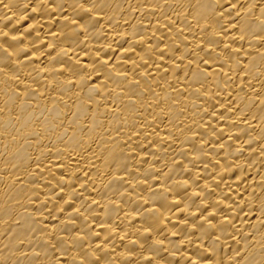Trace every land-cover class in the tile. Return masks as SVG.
I'll return each mask as SVG.
<instances>
[{"label": "bare ground", "instance_id": "6f19581e", "mask_svg": "<svg viewBox=\"0 0 264 264\" xmlns=\"http://www.w3.org/2000/svg\"><path fill=\"white\" fill-rule=\"evenodd\" d=\"M0 264H264V0H0Z\"/></svg>", "mask_w": 264, "mask_h": 264}]
</instances>
